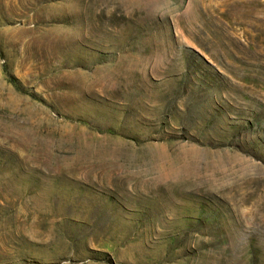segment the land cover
Returning a JSON list of instances; mask_svg holds the SVG:
<instances>
[{
  "label": "rangeland",
  "instance_id": "374dc122",
  "mask_svg": "<svg viewBox=\"0 0 264 264\" xmlns=\"http://www.w3.org/2000/svg\"><path fill=\"white\" fill-rule=\"evenodd\" d=\"M0 264H264V0H0Z\"/></svg>",
  "mask_w": 264,
  "mask_h": 264
}]
</instances>
